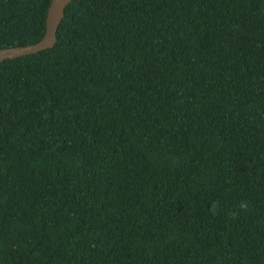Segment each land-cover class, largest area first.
<instances>
[{
    "label": "trees",
    "instance_id": "obj_1",
    "mask_svg": "<svg viewBox=\"0 0 264 264\" xmlns=\"http://www.w3.org/2000/svg\"><path fill=\"white\" fill-rule=\"evenodd\" d=\"M0 264H264V0H71L0 61Z\"/></svg>",
    "mask_w": 264,
    "mask_h": 264
},
{
    "label": "water",
    "instance_id": "obj_2",
    "mask_svg": "<svg viewBox=\"0 0 264 264\" xmlns=\"http://www.w3.org/2000/svg\"><path fill=\"white\" fill-rule=\"evenodd\" d=\"M70 1L50 0L45 20L46 28L42 38L33 44L0 49V61L52 48L56 40L58 26L64 16L65 7Z\"/></svg>",
    "mask_w": 264,
    "mask_h": 264
},
{
    "label": "clouds",
    "instance_id": "obj_3",
    "mask_svg": "<svg viewBox=\"0 0 264 264\" xmlns=\"http://www.w3.org/2000/svg\"><path fill=\"white\" fill-rule=\"evenodd\" d=\"M217 205H213V211L215 212V209H216ZM239 208L242 210V211H247L248 210V204L247 202H244L242 201L240 204H239Z\"/></svg>",
    "mask_w": 264,
    "mask_h": 264
}]
</instances>
